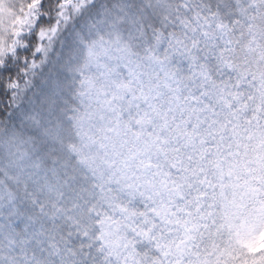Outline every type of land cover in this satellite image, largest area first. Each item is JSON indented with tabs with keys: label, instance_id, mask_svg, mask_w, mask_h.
<instances>
[{
	"label": "snow or ice",
	"instance_id": "obj_1",
	"mask_svg": "<svg viewBox=\"0 0 264 264\" xmlns=\"http://www.w3.org/2000/svg\"><path fill=\"white\" fill-rule=\"evenodd\" d=\"M0 264H264V0H0Z\"/></svg>",
	"mask_w": 264,
	"mask_h": 264
}]
</instances>
